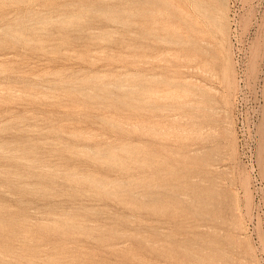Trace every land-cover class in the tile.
I'll list each match as a JSON object with an SVG mask.
<instances>
[{
  "label": "rangeland",
  "instance_id": "obj_1",
  "mask_svg": "<svg viewBox=\"0 0 264 264\" xmlns=\"http://www.w3.org/2000/svg\"><path fill=\"white\" fill-rule=\"evenodd\" d=\"M0 264H264V0H0Z\"/></svg>",
  "mask_w": 264,
  "mask_h": 264
},
{
  "label": "bare ground",
  "instance_id": "obj_2",
  "mask_svg": "<svg viewBox=\"0 0 264 264\" xmlns=\"http://www.w3.org/2000/svg\"><path fill=\"white\" fill-rule=\"evenodd\" d=\"M195 2H197V1H195ZM196 6H197V9H198L199 12H203L204 14L207 13L206 10H204V7L201 6V4H197ZM199 14H200V13H199ZM210 16H211V15H210Z\"/></svg>",
  "mask_w": 264,
  "mask_h": 264
}]
</instances>
